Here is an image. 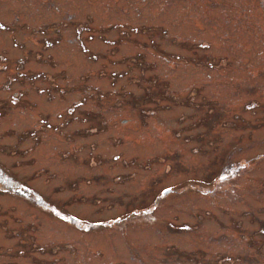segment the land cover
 <instances>
[{
  "label": "rangeland",
  "instance_id": "374dc122",
  "mask_svg": "<svg viewBox=\"0 0 264 264\" xmlns=\"http://www.w3.org/2000/svg\"><path fill=\"white\" fill-rule=\"evenodd\" d=\"M0 264H264V0H0Z\"/></svg>",
  "mask_w": 264,
  "mask_h": 264
},
{
  "label": "snow or ice",
  "instance_id": "6c2138e0",
  "mask_svg": "<svg viewBox=\"0 0 264 264\" xmlns=\"http://www.w3.org/2000/svg\"><path fill=\"white\" fill-rule=\"evenodd\" d=\"M165 191H167V189Z\"/></svg>",
  "mask_w": 264,
  "mask_h": 264
},
{
  "label": "water",
  "instance_id": "95a60500",
  "mask_svg": "<svg viewBox=\"0 0 264 264\" xmlns=\"http://www.w3.org/2000/svg\"><path fill=\"white\" fill-rule=\"evenodd\" d=\"M165 191V190H164Z\"/></svg>",
  "mask_w": 264,
  "mask_h": 264
}]
</instances>
